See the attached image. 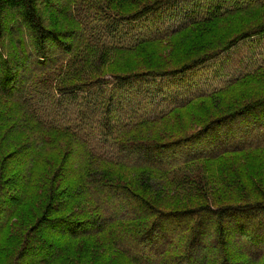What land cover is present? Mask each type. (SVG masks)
<instances>
[{
  "label": "trees",
  "instance_id": "16d2710c",
  "mask_svg": "<svg viewBox=\"0 0 264 264\" xmlns=\"http://www.w3.org/2000/svg\"><path fill=\"white\" fill-rule=\"evenodd\" d=\"M51 2L0 0V209L15 201L0 211V264H264V188L238 165L264 164V96L229 95L263 84L264 61L221 88L183 84L264 40V0H120L77 21L63 7L52 22ZM246 18L214 46L216 28ZM190 26L197 38L182 47L194 56L105 72ZM188 107L185 128L176 113ZM163 125L178 134H147ZM175 191L190 201L164 207Z\"/></svg>",
  "mask_w": 264,
  "mask_h": 264
},
{
  "label": "rangeland",
  "instance_id": "374dc122",
  "mask_svg": "<svg viewBox=\"0 0 264 264\" xmlns=\"http://www.w3.org/2000/svg\"><path fill=\"white\" fill-rule=\"evenodd\" d=\"M113 1L118 2L120 0H52V2L47 6V9L49 11V17H46V18L51 22L55 21L57 10L63 7H67V10L70 9L72 11V14L68 15L69 19L77 21L75 18V11L81 12L86 8L93 10V11L99 10V9H101L102 11H106L108 8L110 10V8L113 7L115 4ZM253 19L246 18L242 22L238 20H234V21L232 20L228 22L227 24H223L219 28H216L219 33V39H221L222 41L221 42L214 41V46L217 47V46L222 45L223 43H226L227 39L229 37H233L238 32L239 29L244 28L250 25L251 23H253L254 22ZM69 24H71V21L65 20V25H69ZM176 25L177 24H174L173 26H176ZM10 27H11V33L8 36L7 40H10V39L14 40L15 38L18 37L17 35L19 33L17 34V29L15 28V25L12 24V26ZM195 38H197V36L195 35V31L192 28V26L187 27L181 30L176 37L172 38L171 42L167 43V41H163V44L150 45L148 46L149 50H146L144 56L138 57V58L133 57L130 59V61L125 62V63L113 64L107 67L105 72L124 73V72H130V71H140L141 69L142 70L149 69L150 61L147 60L148 56L149 58L154 60V58H158L160 56L166 55L167 59H169L172 62H164V64L167 65V63H170L171 65L169 67L175 65V63L179 64L180 61H184L194 56V54L189 53V51H187L186 48L184 50V47H182V44L188 41H192ZM13 51H15V49H12V52ZM171 52H172V55H169V53ZM29 56H31L30 53L28 55H21L19 57L20 61L23 63V68L22 70L20 68H18V71L16 70L18 72L16 74L17 75L16 83L18 85L20 83V79H22L23 76L25 75L24 74L25 72L23 69L25 67L24 65H26V62H27L26 59H32V57H29ZM263 61H264V40L263 39L250 40L228 51L224 55H222L218 62L212 63V65L207 66V68H204L202 71L197 72L196 74L188 75L185 78L183 84L193 83V82L198 83V86H194L192 90L193 93H196L197 89L199 91H209L214 88H219L226 81L234 77H237L238 75L242 73H245L247 71H250L256 68ZM13 86L11 87V89L14 92L15 90ZM247 90L248 91H243V88H238L232 93H230L229 95H236L235 97H233L231 101L233 103H237V102H241L245 100L255 101L257 99L262 98L264 96V83L256 87L251 85L249 89ZM242 92L245 93V96H244L245 100H239V96L242 95ZM218 97L219 96H217L216 99H218ZM216 104L222 105L223 108L221 110L224 112H227V110H229L228 108L230 105L232 106L231 103L230 105H228L227 101L218 102ZM191 111H192V108L188 107L184 110H179V112L176 113V115H179V114L181 115V119L183 121L182 126L185 128L190 127L189 121L187 120V116L190 115ZM212 111L214 113L215 109L213 108ZM174 127H176L175 124H174ZM167 130L169 131L168 134L170 136H172L173 133L175 134V136L178 134L177 130L169 128L164 125L154 130L153 129L150 130L147 134H150L152 136H157L159 133L161 132L165 133V131ZM26 158H27V153L25 152L24 155H20L17 159L24 160ZM50 159L52 162L56 160L59 164L62 161V156L55 154V153H51ZM241 160H244V162H241ZM241 160L238 161V165L240 166V168L241 169L245 168L244 171H247L251 176H253V179L257 183L261 184L262 187L264 188V164H261L259 160H255V157L249 156V155L241 157ZM54 166L56 165H53V167ZM260 166H262V168ZM53 167H51V170L53 169ZM256 170L258 172H256ZM168 196L171 197L172 202H167V205H164V207H167V208L173 207L174 205H175L174 207H180V206L182 207L183 205H185V203L190 201L189 200L190 196H187V195L180 196L176 191L174 193L173 192L170 193ZM60 197L63 198L64 195L62 194L60 195ZM31 198H32V195H31ZM14 204H15V201H13L12 203L8 205L2 206L0 211L7 209L11 205H14ZM32 209H33V206H30L28 209V213H24L26 217L31 218L32 216H34V214H30ZM250 249L253 250L252 247ZM107 260H108L107 264L113 263L111 259L107 258Z\"/></svg>",
  "mask_w": 264,
  "mask_h": 264
}]
</instances>
